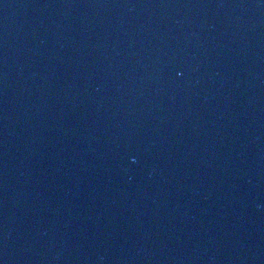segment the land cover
<instances>
[{
  "label": "water",
  "instance_id": "obj_1",
  "mask_svg": "<svg viewBox=\"0 0 264 264\" xmlns=\"http://www.w3.org/2000/svg\"><path fill=\"white\" fill-rule=\"evenodd\" d=\"M0 264H264V0H0Z\"/></svg>",
  "mask_w": 264,
  "mask_h": 264
}]
</instances>
